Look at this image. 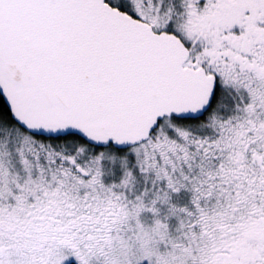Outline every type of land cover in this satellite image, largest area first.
<instances>
[{
	"label": "snow or ice",
	"instance_id": "6c2138e0",
	"mask_svg": "<svg viewBox=\"0 0 264 264\" xmlns=\"http://www.w3.org/2000/svg\"><path fill=\"white\" fill-rule=\"evenodd\" d=\"M0 264H264V0H0Z\"/></svg>",
	"mask_w": 264,
	"mask_h": 264
}]
</instances>
